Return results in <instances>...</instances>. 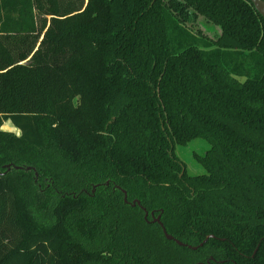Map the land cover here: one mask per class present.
I'll return each mask as SVG.
<instances>
[{
    "label": "trees",
    "instance_id": "trees-1",
    "mask_svg": "<svg viewBox=\"0 0 264 264\" xmlns=\"http://www.w3.org/2000/svg\"><path fill=\"white\" fill-rule=\"evenodd\" d=\"M196 139L192 175L175 145ZM133 200L183 243L213 237L179 246ZM207 260L264 264V18L249 0H0V264Z\"/></svg>",
    "mask_w": 264,
    "mask_h": 264
},
{
    "label": "rangeland",
    "instance_id": "rangeland-1",
    "mask_svg": "<svg viewBox=\"0 0 264 264\" xmlns=\"http://www.w3.org/2000/svg\"><path fill=\"white\" fill-rule=\"evenodd\" d=\"M203 23L204 22L199 20L198 27H200L207 36L214 38L219 33V30L217 28H210L208 26H205ZM1 128L2 130L19 134V130L14 127L10 121H6ZM208 148L209 144L207 143V141L203 139H196L186 146H177L176 152L178 156L185 162L188 170L192 174H199L203 172V168L196 162L194 154H204L202 152Z\"/></svg>",
    "mask_w": 264,
    "mask_h": 264
},
{
    "label": "flooded vegetation",
    "instance_id": "flooded-vegetation-1",
    "mask_svg": "<svg viewBox=\"0 0 264 264\" xmlns=\"http://www.w3.org/2000/svg\"><path fill=\"white\" fill-rule=\"evenodd\" d=\"M201 21V20H200ZM203 22V21H202ZM205 26H208V27H210V28H212V26H210V25H208V24H205V23H203ZM198 25H199V21L198 22H196V25H195V27L196 28H198V29H201L200 27H198ZM214 28V27H213ZM201 31H202V29H201ZM203 32V31H202ZM203 34H205L204 32H203ZM206 35V34H205ZM207 36V35H206ZM209 37V36H208ZM204 140V139H203ZM177 146H180V145H175V152H176V148H177ZM207 150V149H206ZM205 150V151H206ZM205 151H203L202 153H205ZM176 154H177V152H176ZM195 155H197V154H194V157H195ZM177 156H178V154H177ZM178 158L185 164V162L178 156ZM196 160V159H195ZM196 162H197V160H196ZM198 163V162H197ZM199 164V163H198ZM200 165V164H199ZM185 166H186V164H185ZM201 166V165H200ZM202 167V166H201ZM186 169H187V171L190 173V174H192L189 170H188V168H187V166H186ZM200 174V173H199ZM192 175H196V174H192ZM118 189H119V186H116ZM123 190V189H122ZM123 192V191H122ZM126 192V191H125ZM124 194V193H123ZM123 200H124V196H123ZM126 203H129V201H128V199H127V193H126V201H125ZM133 203H135L134 205H133ZM132 206H135V205H138V206H140V208L144 211V219L145 220H147L148 219V216H150V221L151 222H155V223H157L159 226H160V224L156 221V219H157V217H159V220H160V222L162 223V221H161V214H155V211H151V212H149L146 208H144L141 204H140V201H138V200H133L131 203H130ZM145 211L147 212V215L145 214ZM163 224V223H162ZM163 226H164V224H163ZM161 227V226H160ZM165 227V226H164ZM166 229V228H165ZM161 230H162V228H161ZM167 231V230H166ZM163 232V231H162ZM168 233V232H167ZM164 234V233H163ZM165 236V235H164ZM172 236V235H171ZM207 236H209V238H211V237H213L212 235H207ZM206 236V237H207ZM205 237V238H206ZM166 238V237H165ZM175 238V237H174ZM205 238H204V240H205ZM208 238V239H209ZM167 239V238H166ZM176 239V238H175ZM207 239V240H208ZM167 240H169V239H167ZM178 240V239H177ZM203 240V241H204ZM206 240V241H207ZM170 241H174V240H170ZM180 241V240H179ZM202 241V242H203ZM205 241V242H206ZM175 242V241H174ZM201 242V243H202ZM204 242V243H205ZM176 243V242H175ZM183 243V242H182ZM200 243V244H201ZM203 243V244H204ZM177 244V243H176ZM184 244H186V243H184ZM198 245V247H200L201 245ZM202 244V245H203ZM188 245V244H187ZM179 246H181V245H179ZM183 246V245H182ZM185 246V245H184ZM190 246H192V245H190ZM186 247H188V246H186ZM197 247V248H198ZM189 248V247H188ZM196 248V249H197ZM190 249H192V248H190ZM193 250H195V249H193ZM210 259H212V258H210ZM222 262V261H221ZM200 264H210V261L209 260H207V262L206 263H200Z\"/></svg>",
    "mask_w": 264,
    "mask_h": 264
},
{
    "label": "water",
    "instance_id": "water-1",
    "mask_svg": "<svg viewBox=\"0 0 264 264\" xmlns=\"http://www.w3.org/2000/svg\"><path fill=\"white\" fill-rule=\"evenodd\" d=\"M251 3H252V5H253V7L255 8V10L258 12V14L262 17V18H264V0H249ZM10 168V166L8 165L7 166V169H9ZM16 169H19V168H21V167H15ZM25 169H27V170H29V169H31L30 167H27V168H25ZM35 175L37 176V173L35 172ZM123 191V193H124V201H126V192H125V190H122ZM135 203H133V205H134ZM145 214L147 215V212L145 211ZM156 221L160 224V226H161V228H162V231H163V233H164V235H165V237L167 238V239H169V240H174L178 245H185V246H188L189 248H192V249H196L198 246H190V245H187V244H184V243H182L181 241H179V240H177V239H175L173 236H171L170 234H168L167 233V231H166V229H165V227L163 226V224L160 222V220H159V217H157V219H156ZM209 238V236H207L206 238H205V240L200 244V245H202L207 239Z\"/></svg>",
    "mask_w": 264,
    "mask_h": 264
}]
</instances>
